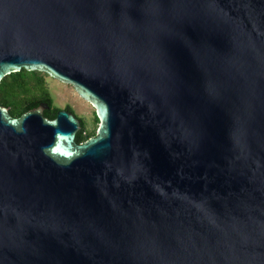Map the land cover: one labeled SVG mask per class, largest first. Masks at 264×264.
I'll use <instances>...</instances> for the list:
<instances>
[{
  "label": "water",
  "instance_id": "water-1",
  "mask_svg": "<svg viewBox=\"0 0 264 264\" xmlns=\"http://www.w3.org/2000/svg\"><path fill=\"white\" fill-rule=\"evenodd\" d=\"M0 264H264V0H0Z\"/></svg>",
  "mask_w": 264,
  "mask_h": 264
},
{
  "label": "trees",
  "instance_id": "trees-1",
  "mask_svg": "<svg viewBox=\"0 0 264 264\" xmlns=\"http://www.w3.org/2000/svg\"><path fill=\"white\" fill-rule=\"evenodd\" d=\"M45 72L38 70H26L12 72L0 80V103L9 107L13 116H19L23 112L36 107L40 102L48 103L44 115L53 118L59 107L53 105L52 97L44 85ZM69 111L73 109L67 105ZM98 119V118H97ZM82 126L76 133V141L82 142L95 135V131H87L81 120Z\"/></svg>",
  "mask_w": 264,
  "mask_h": 264
},
{
  "label": "rangeland",
  "instance_id": "rangeland-1",
  "mask_svg": "<svg viewBox=\"0 0 264 264\" xmlns=\"http://www.w3.org/2000/svg\"><path fill=\"white\" fill-rule=\"evenodd\" d=\"M44 85L52 97L53 105L65 108L69 105L83 121L87 131H97L99 120L90 102L78 95L72 85L62 82L48 74H43Z\"/></svg>",
  "mask_w": 264,
  "mask_h": 264
}]
</instances>
